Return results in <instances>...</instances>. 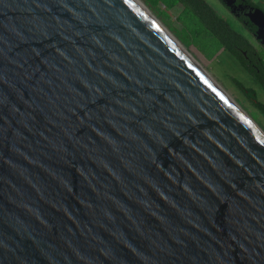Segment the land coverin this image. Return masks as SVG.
<instances>
[{"label":"water","instance_id":"1","mask_svg":"<svg viewBox=\"0 0 264 264\" xmlns=\"http://www.w3.org/2000/svg\"><path fill=\"white\" fill-rule=\"evenodd\" d=\"M0 264H264V134L132 1L0 0Z\"/></svg>","mask_w":264,"mask_h":264},{"label":"trees","instance_id":"2","mask_svg":"<svg viewBox=\"0 0 264 264\" xmlns=\"http://www.w3.org/2000/svg\"><path fill=\"white\" fill-rule=\"evenodd\" d=\"M170 7H180L179 19L193 38V43L208 56L227 52L264 90V44L257 50L250 41L235 30L224 17L205 0H162ZM252 8L264 10L252 0H237ZM250 33L255 27L244 26ZM188 45V42H187ZM237 89L264 116V104L258 101L256 91L232 79Z\"/></svg>","mask_w":264,"mask_h":264},{"label":"rangeland","instance_id":"3","mask_svg":"<svg viewBox=\"0 0 264 264\" xmlns=\"http://www.w3.org/2000/svg\"><path fill=\"white\" fill-rule=\"evenodd\" d=\"M157 19L161 26L192 56L203 72L231 99L264 133V116L237 89L232 79L240 81L245 87L256 91L258 101L264 104V90L260 85L230 56L220 51L208 57L197 44L189 31L179 19L180 7H170L162 0H140ZM216 12L224 17L232 27L243 34L250 43L260 50L256 39L245 30L243 25L218 0H205ZM264 9V2L260 4ZM188 42V45H187Z\"/></svg>","mask_w":264,"mask_h":264},{"label":"bare ground","instance_id":"4","mask_svg":"<svg viewBox=\"0 0 264 264\" xmlns=\"http://www.w3.org/2000/svg\"><path fill=\"white\" fill-rule=\"evenodd\" d=\"M133 4L138 8L148 19H150L156 27L180 50V52L184 55V57L202 74H204L207 79L211 82V84L219 91V93L224 96L242 115L243 117L249 121L256 129H258L261 133H263L260 128L243 112V110L233 101L231 100L200 68L198 63L192 58V56L164 29L161 24L157 21V19L150 13L147 7L140 0H130ZM264 134V133H263Z\"/></svg>","mask_w":264,"mask_h":264},{"label":"flooded vegetation","instance_id":"5","mask_svg":"<svg viewBox=\"0 0 264 264\" xmlns=\"http://www.w3.org/2000/svg\"><path fill=\"white\" fill-rule=\"evenodd\" d=\"M220 3H221V5L222 6H224L230 13H231V11H230V9H228L224 4H223V2L221 1V0H218ZM235 4L237 5V6H239V5H241L242 7H244V11H243V13L242 12H240L239 13V17H236L235 15H233L232 13V15L243 25V27L244 26H248L249 24H250V22H249V20L244 16V13L245 12H247V5H245V4H243V3H239V2H237V0H235ZM246 30V29H245ZM246 31H248V30H246ZM249 32V31H248ZM255 32H256V28H255ZM255 32H253V33H250L254 38H255ZM256 39V38H255ZM256 42L258 43V45L260 46V42L259 41H257L256 40Z\"/></svg>","mask_w":264,"mask_h":264},{"label":"crops","instance_id":"6","mask_svg":"<svg viewBox=\"0 0 264 264\" xmlns=\"http://www.w3.org/2000/svg\"><path fill=\"white\" fill-rule=\"evenodd\" d=\"M256 5H258L260 8H262L261 7V3H263L264 2V0H252ZM264 10V9H263Z\"/></svg>","mask_w":264,"mask_h":264}]
</instances>
